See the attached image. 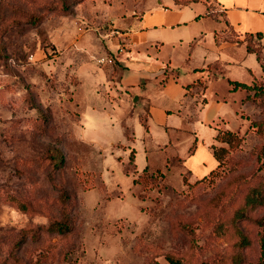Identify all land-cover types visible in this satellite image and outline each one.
Here are the masks:
<instances>
[{
    "label": "rangeland",
    "instance_id": "1",
    "mask_svg": "<svg viewBox=\"0 0 264 264\" xmlns=\"http://www.w3.org/2000/svg\"><path fill=\"white\" fill-rule=\"evenodd\" d=\"M168 1L0 0V264L257 259L264 234V93L243 102L247 90L230 89L228 81L249 83L244 64L254 56L222 63L201 102L202 94H183L182 85L201 48L189 60L170 45L149 48L163 61L168 56L178 74L145 88L148 109L136 101V87L129 89L132 109L109 95L113 72L109 78L102 70L115 57L106 40L126 49L127 36L111 19L121 26ZM250 7L256 9L243 5ZM260 80L264 88V75ZM222 129L232 133L215 139ZM212 147L220 164L193 181L215 165ZM54 221L66 230H55Z\"/></svg>",
    "mask_w": 264,
    "mask_h": 264
},
{
    "label": "crops",
    "instance_id": "2",
    "mask_svg": "<svg viewBox=\"0 0 264 264\" xmlns=\"http://www.w3.org/2000/svg\"><path fill=\"white\" fill-rule=\"evenodd\" d=\"M246 1L192 0L186 3H175L171 0L153 11L131 15L130 21L121 26L114 25L113 19H111V26L127 29V36L125 38L126 49H122V51L115 50L116 44L112 38L106 40L108 51L112 52L115 57L114 65L102 70V72L108 70V77L113 72L114 78L107 86L113 92L112 95L109 93L110 97H123L127 101L128 107L132 109L134 92H130L129 89L136 87V101L142 106V110L144 107L148 109L150 100L144 93L145 88H148L154 80L164 84L178 74V70L168 64V56L164 57L166 61H163L158 58V55L147 51L151 48L155 53L164 45L181 49L186 60L190 59L196 46L201 48L198 54L199 63L188 66L184 70L190 74V80L182 83L183 94L201 95L209 79L220 71L218 67L222 63L244 62L251 55L254 56L255 62L252 65L244 64L252 76L249 83L252 80L260 79L264 75V59L262 57L264 55V0H252L250 3ZM251 4L255 5L256 9L243 8V5ZM134 20L137 21L134 22ZM255 32H260V35L256 36ZM246 44L251 46V51L246 49ZM235 51L238 52L239 57L230 55ZM208 53H212L211 56H207ZM257 53L260 54L259 58L256 56ZM228 80L241 81L234 78ZM196 84L199 86V90ZM127 97H130L131 103L128 102ZM200 101H205L203 94ZM242 101L244 102L243 99ZM139 114L138 112V118ZM144 122L143 126L147 130V123ZM194 143L195 141L191 144L190 152L193 150ZM177 159L179 161L181 158L177 157ZM216 163L217 161L213 168ZM186 172L188 181H190V172L188 170Z\"/></svg>",
    "mask_w": 264,
    "mask_h": 264
},
{
    "label": "trees",
    "instance_id": "3",
    "mask_svg": "<svg viewBox=\"0 0 264 264\" xmlns=\"http://www.w3.org/2000/svg\"><path fill=\"white\" fill-rule=\"evenodd\" d=\"M187 1H192V0H184L182 2H177V1L173 0V2H175V3H186ZM209 6L210 5L208 4V7ZM255 35L256 36H259L260 35V32H255ZM246 49L248 51H251L252 50V48H251V46L249 44H246ZM256 56L258 58L260 57L258 53H257ZM228 81L231 84L230 89H235L237 87H240V88H245L247 90L245 96L242 98L243 100H245V99H251V100H253V97L255 95H257L259 93H264V88L262 87V80H260V79L252 80L251 83H245V82L237 81V80H228ZM250 91H251V93H250ZM143 125H145V123H143ZM221 133L231 134L232 133V130H230V129L217 130L216 133L214 134V138L215 139H218V137H219V135ZM189 149L191 150L192 149V146H190ZM212 154L215 157L217 163H216V166L208 172V174L211 173L217 167V165L220 164V160H219L216 152L214 151L213 147H212ZM128 160L129 161H132L133 160V150L132 149L129 151ZM145 168H147V166H144L142 168V171ZM208 174H206V175H208ZM206 175H203L200 178H203ZM200 178H196L195 180H198ZM134 179L135 178L132 179L133 182H134ZM263 219H264V215H263ZM51 227H54V229L57 230V231H64V230H66V225L62 221H54L51 224ZM166 259L168 260V263L169 264H179V261L178 260L173 259L169 255L166 256ZM247 264H264V234L262 236H260V238H259V255H258L257 259L254 260V261H252V262H248Z\"/></svg>",
    "mask_w": 264,
    "mask_h": 264
},
{
    "label": "built area",
    "instance_id": "4",
    "mask_svg": "<svg viewBox=\"0 0 264 264\" xmlns=\"http://www.w3.org/2000/svg\"><path fill=\"white\" fill-rule=\"evenodd\" d=\"M110 33H112V34H120L119 33V31L118 30H115V29H111L110 30ZM124 34L126 33V32H123ZM122 34V33H121ZM123 44H121V43H118V45H117V50H121L122 49V46ZM97 61H106V62H108V63H110L111 61H112V58L110 57V56H100L99 58H97Z\"/></svg>",
    "mask_w": 264,
    "mask_h": 264
}]
</instances>
